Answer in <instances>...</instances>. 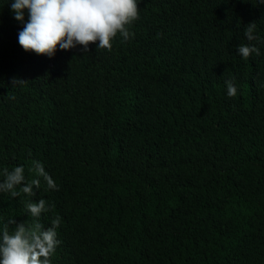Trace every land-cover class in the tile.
I'll use <instances>...</instances> for the list:
<instances>
[{"label": "trees", "instance_id": "obj_1", "mask_svg": "<svg viewBox=\"0 0 264 264\" xmlns=\"http://www.w3.org/2000/svg\"><path fill=\"white\" fill-rule=\"evenodd\" d=\"M11 3L0 173L23 166L29 182L39 161L58 190L39 177L34 197L0 193V227L30 225L25 203L44 199L39 222L61 219L51 264H264V4L138 0L127 41L49 58L19 46L28 12L16 21ZM248 44L260 55L237 54Z\"/></svg>", "mask_w": 264, "mask_h": 264}, {"label": "clouds", "instance_id": "obj_2", "mask_svg": "<svg viewBox=\"0 0 264 264\" xmlns=\"http://www.w3.org/2000/svg\"><path fill=\"white\" fill-rule=\"evenodd\" d=\"M259 2L264 4V0ZM11 10L18 22L24 21V10L28 12V21L18 33L19 46L26 53L49 58L55 55L58 47L67 51L79 45L85 53L89 51V45L111 50L112 41L118 34L124 41L134 35L129 27L139 18L138 0H12ZM256 27V22H252L244 30V36L250 42L259 39L254 35ZM236 52L244 59L253 53L260 55V49L251 44L239 45ZM23 82L13 79L12 85ZM225 85L227 95L235 97L237 88L233 81H225ZM29 170L34 171L37 178L25 182L23 166H16L11 171L4 169L0 173L4 177L0 182V193H9L12 198L21 193L34 197V189L40 187L39 177L48 189L58 190L39 161H33ZM46 203L44 199L25 203L26 213L33 218L30 225L9 219L0 227V264H51V257L60 243L57 228L61 219L57 216L48 228L39 222L41 214L48 211ZM9 225H15L11 232Z\"/></svg>", "mask_w": 264, "mask_h": 264}]
</instances>
